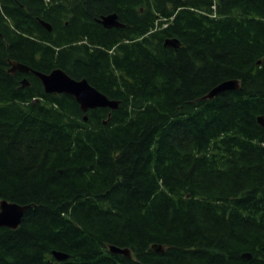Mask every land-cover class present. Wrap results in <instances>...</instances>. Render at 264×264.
Here are the masks:
<instances>
[{
	"label": "trees",
	"instance_id": "trees-1",
	"mask_svg": "<svg viewBox=\"0 0 264 264\" xmlns=\"http://www.w3.org/2000/svg\"><path fill=\"white\" fill-rule=\"evenodd\" d=\"M0 33V202L29 206L0 264H264V0H0ZM13 63L119 106L84 113Z\"/></svg>",
	"mask_w": 264,
	"mask_h": 264
},
{
	"label": "water",
	"instance_id": "water-1",
	"mask_svg": "<svg viewBox=\"0 0 264 264\" xmlns=\"http://www.w3.org/2000/svg\"><path fill=\"white\" fill-rule=\"evenodd\" d=\"M39 21L44 28L48 31H52V26L49 23L41 19ZM100 22L107 28L122 26L118 21V16L116 14L104 16L101 18ZM166 46L178 48L180 46V42L178 40H168L166 42ZM16 71L33 73L41 81L47 94H66L74 97L84 113L98 108L116 110L119 106L118 101L110 100L106 95L102 94L99 90L93 87L86 79L75 80L62 69H55L50 74H44L34 71L25 65L15 64L10 72ZM27 84V80H24L23 86H27ZM239 87L240 83L238 80L225 81L213 88L203 98V100L213 99L222 92L237 90ZM84 119L87 121V117ZM258 122L262 127H264L263 116L258 118ZM28 208L29 206H22L17 203L2 200L0 202V228H9L13 230L18 229ZM152 248L157 253L164 252V248L160 245H153ZM109 250L112 254H120L126 256L127 258H132V252L128 248L123 249L111 245L109 246ZM52 254L57 261H65L69 259V255L62 252L54 251ZM243 257L251 259L249 254H244Z\"/></svg>",
	"mask_w": 264,
	"mask_h": 264
},
{
	"label": "flooded vegetation",
	"instance_id": "flooded-vegetation-1",
	"mask_svg": "<svg viewBox=\"0 0 264 264\" xmlns=\"http://www.w3.org/2000/svg\"><path fill=\"white\" fill-rule=\"evenodd\" d=\"M102 17H104V16H102ZM101 17V18H102ZM101 18L100 19H98V20H96V22L98 23V24H100V25H102L104 28H106V29H112V28H122L123 27V25L121 26V27H111V28H107V27H105L100 21H101ZM119 21V20H118ZM39 23H40V21H39ZM40 25H41V23H40ZM42 26V25H41ZM43 27V26H42ZM46 29V28H45ZM47 30V29H46ZM51 32V31H50ZM15 64H21V63H13L12 64V66H11V69L14 67V65ZM21 65H24V64H21ZM26 66V65H25ZM27 67H29V66H27ZM29 68H31V67H29ZM10 69V70H11ZM32 69V68H31ZM57 69H61V68H57ZM32 70H34V71H37V70H35V69H32ZM55 70V69H54ZM53 70V71H54ZM63 70V69H62ZM37 72H40V71H37ZM52 72V71H51ZM50 72V73H51ZM11 73H20L23 77H22V81H21V83H22V87L23 88H27V87H30L31 86V82H30V78H29V76H31V77H34V78H36V79H38L33 73H31V72H28V73H23V72H20V71H16V72H11ZM42 73V72H41ZM50 73H44V74H50ZM68 74V73H67ZM69 75V74H68ZM70 76V75H69ZM73 78V77H72ZM73 79H75V78H73ZM24 80H27V82H28V84H27V86H23V81ZM39 80V79H38ZM75 80H78V79H75ZM82 80V79H81ZM87 80V79H86ZM40 81V80H39ZM40 83H41V81H40ZM42 84V83H41ZM43 86V85H42ZM43 89H44V87H43ZM45 91V90H44ZM53 95H60V94H53Z\"/></svg>",
	"mask_w": 264,
	"mask_h": 264
}]
</instances>
